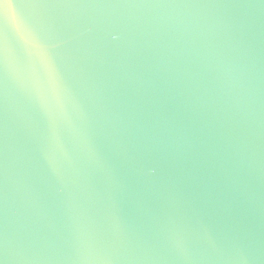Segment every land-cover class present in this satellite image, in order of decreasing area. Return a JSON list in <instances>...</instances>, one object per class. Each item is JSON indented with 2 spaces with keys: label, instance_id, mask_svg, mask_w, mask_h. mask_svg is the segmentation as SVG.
<instances>
[{
  "label": "water",
  "instance_id": "water-1",
  "mask_svg": "<svg viewBox=\"0 0 264 264\" xmlns=\"http://www.w3.org/2000/svg\"><path fill=\"white\" fill-rule=\"evenodd\" d=\"M0 264H264V0H0Z\"/></svg>",
  "mask_w": 264,
  "mask_h": 264
}]
</instances>
